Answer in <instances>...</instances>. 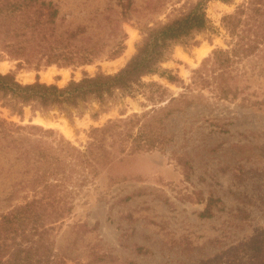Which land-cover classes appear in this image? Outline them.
I'll use <instances>...</instances> for the list:
<instances>
[{
    "label": "rangeland",
    "instance_id": "rangeland-1",
    "mask_svg": "<svg viewBox=\"0 0 264 264\" xmlns=\"http://www.w3.org/2000/svg\"><path fill=\"white\" fill-rule=\"evenodd\" d=\"M54 1L61 26L75 29L86 23L87 33L104 42L121 27L122 52L87 64L51 63L36 69L0 47L1 73L10 72L22 83L38 79L58 86L84 75L113 73L135 52L143 36L140 26L165 23L196 0H133L123 21L117 20L116 0ZM241 2L208 0L205 12L212 28L199 33L195 45H173L170 59L160 64L176 80L150 74L142 81L160 84L166 97L182 92L212 49L229 47L221 18ZM203 44L208 49L198 57L195 50ZM238 65L242 75L236 98L220 99L203 90L202 102L159 122L168 136L162 149L124 155L74 195L73 208L52 232L59 257L67 264H264V57L241 59ZM158 92L156 86H142L133 95L115 91L101 103L80 102L70 115L56 108L31 111L29 106L21 115L13 114L0 100V119L53 128L78 145L87 141L91 126L148 110L153 101L146 95ZM38 116L62 119L70 133L36 122ZM4 165L0 194L11 183L4 175L9 165ZM209 197L213 214L201 216Z\"/></svg>",
    "mask_w": 264,
    "mask_h": 264
},
{
    "label": "trees",
    "instance_id": "trees-1",
    "mask_svg": "<svg viewBox=\"0 0 264 264\" xmlns=\"http://www.w3.org/2000/svg\"><path fill=\"white\" fill-rule=\"evenodd\" d=\"M207 1L189 3L165 23L150 26L146 22L140 26L143 36L135 52L113 73L84 75L58 86L38 79L22 83L12 73L0 72V100L18 115L24 106L31 111L56 108L70 115L80 102L95 99L101 103L115 91L133 95L142 86L159 89L157 94L146 95L153 101L148 110L91 126L87 141L78 145L53 128L0 119V164L1 168L9 165L4 175L11 179L0 194V264H67L56 253L54 224L70 213L74 195L95 179L102 167L128 153L162 149L168 136L159 122L176 110L202 102L203 90L220 99L238 96L240 60L258 54L264 57V0H242L231 13L222 16L229 47L212 49L178 95L166 97L160 84L142 81L150 74L169 82L176 80V75L160 64L170 59L173 45H195V37L212 28L205 12ZM115 3L120 7L117 20L128 18L126 9L133 0ZM59 13V3L54 0H0L1 49L33 63L36 69L51 63L87 64L115 57L124 49L121 27L117 34L109 35L111 43L104 42L102 36L94 38L87 33L86 23L75 29L61 26ZM212 202L209 197L201 216L213 214Z\"/></svg>",
    "mask_w": 264,
    "mask_h": 264
},
{
    "label": "bare ground",
    "instance_id": "bare-ground-1",
    "mask_svg": "<svg viewBox=\"0 0 264 264\" xmlns=\"http://www.w3.org/2000/svg\"><path fill=\"white\" fill-rule=\"evenodd\" d=\"M208 47L203 44L201 47L199 48H196V53H197V56H201L202 54H204L206 51H207ZM35 121L40 123V124H43V125H46V126H59L63 131H64V134H69L70 133V130L69 128H67L62 119L60 118H54V119H50V118H44V117H36L35 118Z\"/></svg>",
    "mask_w": 264,
    "mask_h": 264
}]
</instances>
